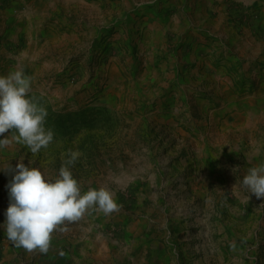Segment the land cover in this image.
I'll list each match as a JSON object with an SVG mask.
<instances>
[{
	"label": "rangeland",
	"instance_id": "rangeland-1",
	"mask_svg": "<svg viewBox=\"0 0 264 264\" xmlns=\"http://www.w3.org/2000/svg\"><path fill=\"white\" fill-rule=\"evenodd\" d=\"M20 8L22 36L0 49V74L8 64L32 78L54 138L36 153L15 140L0 148V224L11 166L55 177L78 149L82 191L106 187L119 212L150 214L155 239L125 241L135 258L154 240L158 264H264V196L239 184L264 161V26L253 18L264 0H49L33 22ZM101 215L64 221L51 241L67 251L75 233L122 234ZM22 249L0 227V264H52Z\"/></svg>",
	"mask_w": 264,
	"mask_h": 264
},
{
	"label": "clouds",
	"instance_id": "clouds-1",
	"mask_svg": "<svg viewBox=\"0 0 264 264\" xmlns=\"http://www.w3.org/2000/svg\"><path fill=\"white\" fill-rule=\"evenodd\" d=\"M31 79L23 68L0 74V148L15 140L36 153L54 138L53 129L45 124L47 109L28 95ZM9 130L11 139L9 135H2ZM79 156L78 149H68L66 163L55 177L30 166V162L26 165L23 160L14 168L11 166L13 174L6 184L9 203L0 227L15 246L46 252L51 234L64 221L77 220L89 209L105 215L118 209L119 204L106 187L81 190L70 168ZM239 184L247 190L248 196L249 193L264 196V161L249 167Z\"/></svg>",
	"mask_w": 264,
	"mask_h": 264
},
{
	"label": "crops",
	"instance_id": "crops-1",
	"mask_svg": "<svg viewBox=\"0 0 264 264\" xmlns=\"http://www.w3.org/2000/svg\"><path fill=\"white\" fill-rule=\"evenodd\" d=\"M27 3L26 6V2ZM23 3L20 0H0V21L3 24V40L0 45V49L3 52V47L5 48L7 45L17 42L16 40L21 39L20 35L22 29V23L24 18L20 15L22 11L20 6H24L26 10L29 12V18L31 22L34 21V13H40V15L44 14L46 10V6L48 5L49 0H27ZM196 16V22L201 23L199 21L202 20L205 23V19L203 14L199 9L194 12ZM200 18V19H198ZM256 19L255 29L261 28L264 26V9L257 15V17H253ZM194 22V21H192ZM195 23V22H194ZM225 28L220 30L221 34H223ZM42 35V32H40ZM34 37V36H33ZM36 39V47L43 45L45 41L44 36H40L36 31L35 35ZM20 41V40H19ZM236 46L239 47V43L236 42ZM27 47V46H26ZM35 47L34 52L37 50ZM0 50V53H1ZM25 51V54H29L31 52V46H28V52ZM20 55V53H19ZM10 70H14L10 65L7 64L3 74H7ZM113 214L105 215L102 213L100 221L103 224H109L110 221L117 222L121 225L122 234L119 233H105L99 235H89L84 233L83 235L74 234L75 240L69 239V243L72 244V248L63 249L61 242H52L50 241V246L46 252L37 251V249L27 250L29 256L35 257L36 260L43 263H59V264H158V258L156 257V243L153 240L148 243V254L143 257V259H137L132 254V249H129L128 245H125V241L130 243L132 237H139L140 235L148 234V238L151 239L155 236V229L149 221L150 214L145 217L148 220L146 221L140 219V213L135 207H130L128 210L112 212ZM113 217V219H111ZM147 223V224H146ZM53 237L54 235L51 234ZM51 237V240H52ZM155 239V237H153ZM66 240L63 242L66 244ZM136 247L135 244L132 245V248ZM22 250L25 251V248ZM152 250V251H151ZM70 252V253H69ZM152 252V254H151ZM84 253V257H83ZM173 253L175 251L173 250ZM88 255L89 259L87 258ZM9 254H6L8 257ZM5 257V255H4ZM7 264V263H6ZM8 264H14L13 262H8ZM15 264H22L18 261Z\"/></svg>",
	"mask_w": 264,
	"mask_h": 264
}]
</instances>
